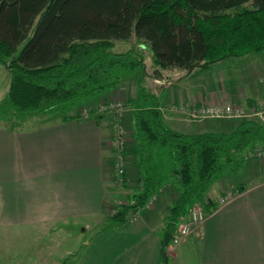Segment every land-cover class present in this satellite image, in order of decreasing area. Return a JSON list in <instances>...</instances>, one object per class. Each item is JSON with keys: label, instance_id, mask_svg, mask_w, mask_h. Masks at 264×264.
I'll return each instance as SVG.
<instances>
[{"label": "trees", "instance_id": "16d2710c", "mask_svg": "<svg viewBox=\"0 0 264 264\" xmlns=\"http://www.w3.org/2000/svg\"><path fill=\"white\" fill-rule=\"evenodd\" d=\"M131 38L146 47L156 73H191L264 51V0H0V65L9 73L0 115L22 122L100 96L137 72L141 82L144 56L112 51ZM140 82L123 120L130 136L124 186L134 170L138 187L110 220L126 221L169 185L176 195L165 230L172 235L194 204L212 211L210 184L224 168L237 169L247 151L264 148V124L240 118L216 131H175Z\"/></svg>", "mask_w": 264, "mask_h": 264}, {"label": "crops", "instance_id": "0c3cea01", "mask_svg": "<svg viewBox=\"0 0 264 264\" xmlns=\"http://www.w3.org/2000/svg\"><path fill=\"white\" fill-rule=\"evenodd\" d=\"M196 70L191 73L164 70L181 73L158 93L151 91L158 98L162 90L168 91L160 108L166 110L163 113L166 124L178 132L199 133L210 130L211 125L199 126L192 121L193 129L187 130L186 123L190 121L179 112H170L171 105L229 103V95L204 90L192 82L190 79ZM256 88L251 87L232 104L241 102L247 108L264 107V89ZM98 97L96 104L89 106L91 113L82 114L81 108L68 117L33 115L13 127L0 121V221L53 224L63 220L65 225L86 222L82 233L90 228L87 223L90 220L97 226H107L104 233L113 235L114 229L104 224L106 217L111 218L116 204V197L108 186L113 176L108 148L112 136L111 118L98 113ZM248 160V170H254L249 175L255 179L248 185L224 188L233 193L231 198L218 204V195L209 204L212 211L206 214L200 229L178 245L167 246L163 252L167 264H264V159ZM254 165L261 170L257 171ZM156 207L144 208L147 213L142 220H129L130 225L137 224L127 232L135 235V228L141 227L146 237H150L149 264H159L155 248L162 241L157 233L166 232L165 216H156ZM140 255L138 259L136 256L134 264H141Z\"/></svg>", "mask_w": 264, "mask_h": 264}, {"label": "rangeland", "instance_id": "374dc122", "mask_svg": "<svg viewBox=\"0 0 264 264\" xmlns=\"http://www.w3.org/2000/svg\"><path fill=\"white\" fill-rule=\"evenodd\" d=\"M130 49L135 50V52L144 56L145 76H143V79H141L140 82V73L137 72L133 76L126 78L123 82H121L120 85H118V87L107 92H103L98 97V103L101 102V96H104V102H107L109 100L110 93H114L115 91L120 92V97L122 98V103L124 105L120 121V126H122L123 128V120L126 114L131 111V107L129 106L128 101L131 98L135 97L139 82L149 92L154 91L155 93H158V91L163 86H166L169 82H172L174 78L181 73V71H159L160 74L159 72L156 73L150 53L145 46H142L140 42L134 40L133 38L128 41H115L112 51L120 53ZM263 73L264 51H261L258 53H252L242 57L229 58L227 60L210 64L204 69L200 68L199 70H196L193 78H184V80L190 79L192 82H196L204 90H215L216 92L221 91L222 95H229V103L219 102L212 104H230L238 106L242 109V112L246 114L250 111V109L245 107L243 103H232L237 101V98L240 95L248 92L251 87L256 86V89L263 91L264 81H261V76L263 75ZM8 78V73L6 72L4 67L0 65V103L3 101L5 94L7 93H5V91L8 90ZM162 92L163 94L161 95V98H158L160 104L165 103V97L168 91L162 90ZM96 102L97 95H89L87 97L79 98L72 103H68L66 106H62V109H48L46 110V112L36 113L33 115L43 114L46 115L47 118H49L50 114L51 116L56 117H68L73 115L74 113H77L81 108H83L82 114H84L85 112L91 113V111L89 110V106L95 105ZM191 106H194V103L181 104L179 107L171 105L170 108H168L170 112L176 111L187 117V119L190 121V123H186V126H188L187 130L193 129L192 125H190L193 124L191 123L192 121L194 123L200 124L199 126H201L202 124L210 123V130L213 131L220 130L226 126H229V123L231 122L229 118L201 119L197 117L198 114H196V118L193 119L191 118L192 112L190 114V112L185 111L186 108ZM198 108L199 107L194 106V110ZM160 109L162 111V114L165 113V109ZM106 112L107 111L100 114L108 115L111 118L110 125L112 128V136L108 148L109 151H111V156L109 157L112 163L111 170L113 176L111 177L108 186H111L109 192L113 193L116 197L115 208L114 210H111L112 216L116 214L118 210L120 211L122 205L130 202L129 200L133 193L136 191L135 187L138 185V183L134 170H131L128 174L129 181L126 182L125 186L124 176L122 183L117 181L115 178L113 164L116 154L122 156L124 169L126 161L129 162V160H125L123 152L125 144L126 142H128L130 136L129 133L125 131L124 143L122 144V146L119 145V149H117L116 147L118 143H115L113 134L115 133V129L117 128V126H119V122L116 117H112L111 112ZM1 115L5 119H0V121H6L8 126L13 127L15 126V124L20 123V119H18L14 115L11 116V114L7 113ZM256 120L260 121L259 119ZM252 152L254 151H247L244 154L245 158L242 159V163L237 169H233L230 166L228 168H224L218 174L217 178L212 181L207 191L208 199L211 202L215 198H217L218 195L223 196L221 194L224 193L220 192L224 188L231 189L232 187L248 185L249 181L255 179L254 177L249 175L250 173L253 174L254 170H248L250 160H247V158H256L252 154H250ZM257 159L263 160L264 157ZM254 167H256V165H254ZM256 170L260 171L261 169L260 167H256ZM223 191H226V189H224ZM229 192L231 191L229 190ZM175 195L176 194L172 186L165 187L160 193L156 194V199L152 202V204L150 206H146V203L144 208L148 209L152 206L157 205V209L156 211H154V213L156 214V216H165L163 218V221L164 223H166L168 211L174 203ZM231 195H233L232 192ZM216 203L220 204L218 201H216ZM193 206H195L194 208L199 207L200 211L203 212V218L201 222L194 223V225L190 228V233L200 229V226L204 222L206 216L203 206L199 204H194ZM191 208L186 216L182 217L177 223L174 232H176V228L179 223H190ZM147 209L142 210V213H140L141 210H133L131 211L129 217H131V214L137 213L136 219L142 220L147 213ZM129 220L130 222L134 221L127 218L126 221L123 222H114L106 217L104 224L109 225L110 229H114L115 232L113 233V235L112 232H110L109 235H106V233H104L107 226H97L98 224H96L95 221L90 220L87 222L90 228L82 233V227L85 226L86 222H77L76 225H73L72 222H70V225H65L67 223L62 222L63 220L54 222L53 224H16L14 222L6 223L0 221V264H134L135 258L137 256L138 259L139 254H141V264H149V262L151 261L150 257L148 258V255L150 253V237H146L145 231L141 230V227L135 228V235H128L127 232L133 230V228L131 227H134L135 224H137L134 223L133 225H130ZM136 222H138V220ZM67 228L73 229V231L67 230ZM100 229H102V231ZM189 235H186L184 238H182L179 243H181ZM157 236L158 238H161V241H163V233L160 234V232H158ZM179 243H177L176 245H178ZM176 245L171 243L170 238L169 243L164 247L163 250H167L168 247H174ZM160 246L161 244L158 246V248H155V258L159 260V264H167V260L164 257L165 252L163 253V256L160 252Z\"/></svg>", "mask_w": 264, "mask_h": 264}, {"label": "built area", "instance_id": "2783aa9c", "mask_svg": "<svg viewBox=\"0 0 264 264\" xmlns=\"http://www.w3.org/2000/svg\"><path fill=\"white\" fill-rule=\"evenodd\" d=\"M261 81H264V73L261 76ZM123 103L122 98L120 97V92L115 91L114 93H110L109 100L107 102H104V96H101V102L98 106V113L102 114L107 112L112 113V117H116L118 120L119 126L115 129L114 140L115 143H118L117 149H119V145L122 146L124 143L125 138V129L120 126V121L122 117V110H123ZM193 108V109H192ZM187 112H192L191 118H196V114H198L197 117L201 119L205 118H229V119H239V118H254L259 119L262 124H264V107L260 108H251L250 111L246 114L242 112V109L238 106L230 105V104H221V105H201L198 109L194 110V106L186 108ZM106 112V113H107ZM116 126V125H115ZM114 143V141H113ZM254 152L250 153L256 158H263L264 157V148H257L253 150ZM123 159L122 156L119 154H116L114 159V175L117 181L123 182V176H124V166H123ZM119 183V184H121ZM223 196H220L218 199V202L220 204L225 203L227 200L231 198V192L229 190L223 191ZM156 199V195L152 196L151 199L147 202L146 206H150L152 202ZM193 206L191 208V215H190V223H179L176 232H174L171 235V243L176 245L181 241L182 238H184L186 235L190 234V228L194 225V223H199L202 221L203 218V212L200 211L199 207L194 208ZM137 218V213L131 214V217L129 219L135 220Z\"/></svg>", "mask_w": 264, "mask_h": 264}, {"label": "water", "instance_id": "95a60500", "mask_svg": "<svg viewBox=\"0 0 264 264\" xmlns=\"http://www.w3.org/2000/svg\"><path fill=\"white\" fill-rule=\"evenodd\" d=\"M170 238H171V234L165 232V233H164V238H163V241H162V244H161V247H160V252H161V254H162L163 256H164V254H163L162 249H163V247H165V246L169 243ZM164 257H165V256H164Z\"/></svg>", "mask_w": 264, "mask_h": 264}]
</instances>
